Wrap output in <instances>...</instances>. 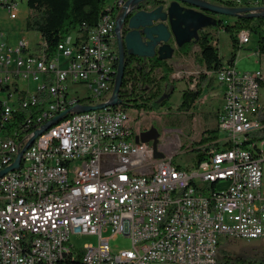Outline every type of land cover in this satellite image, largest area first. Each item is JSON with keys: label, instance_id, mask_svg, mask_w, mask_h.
Here are the masks:
<instances>
[{"label": "built area", "instance_id": "2783aa9c", "mask_svg": "<svg viewBox=\"0 0 264 264\" xmlns=\"http://www.w3.org/2000/svg\"><path fill=\"white\" fill-rule=\"evenodd\" d=\"M126 1L111 0L85 37L66 35L60 53L40 36L9 44L0 30V171L18 158L0 175V264H71V253L84 264H216L220 238L264 239L261 70L239 72L224 61L215 72L222 146L189 169L133 141L125 109L73 110L111 96L114 27ZM0 6L16 17L17 0ZM237 36L243 44L250 32ZM71 234L98 238L76 249ZM117 234L130 247L109 248Z\"/></svg>", "mask_w": 264, "mask_h": 264}, {"label": "trees", "instance_id": "16d2710c", "mask_svg": "<svg viewBox=\"0 0 264 264\" xmlns=\"http://www.w3.org/2000/svg\"><path fill=\"white\" fill-rule=\"evenodd\" d=\"M28 13L25 17V29L35 30L46 42L47 50L54 53L57 45L66 35L81 33L86 36L87 31L97 23L99 17L107 11V5L111 0H25ZM218 5L237 6L233 1L208 0ZM160 3L159 0H144L139 8L153 9ZM211 15V14H210ZM218 14H212L214 23L200 29L195 40L177 47L174 52L180 55L190 53L193 45L198 46L195 60L205 68L200 73V84L211 76L224 64V58L219 54L217 41L213 39L211 26L222 28L229 33L231 51L227 63L235 62L237 49L242 46L239 43L237 33L240 30H248L256 36V47L259 54H264V16L257 17H233L232 22L224 23ZM126 32H122L124 35ZM124 70L122 83L118 96L120 102L116 107L121 109L135 108L145 110L155 103L156 106H164L168 103L175 86L170 75L173 65L166 59H159L156 55L143 58L125 51L123 58ZM156 71H158L156 73ZM200 85L195 90H182V101L179 109L188 108L200 95ZM189 98V101H187ZM214 117H217L215 111ZM264 121V115L262 116ZM258 135L264 137V128ZM219 131L217 126L204 130L198 140L192 142L190 150L193 152L191 167H195L210 150H219L221 143L218 141ZM181 167L180 165H178ZM182 168V167H181ZM189 169V168H188ZM227 237L218 241L216 264H264V253L255 255H233L225 248ZM71 264H83L80 254L71 256Z\"/></svg>", "mask_w": 264, "mask_h": 264}, {"label": "rangeland", "instance_id": "374dc122", "mask_svg": "<svg viewBox=\"0 0 264 264\" xmlns=\"http://www.w3.org/2000/svg\"><path fill=\"white\" fill-rule=\"evenodd\" d=\"M240 1L246 2L247 0ZM16 7V17L11 19L6 8L0 6V30H2L9 44H15L22 37H26V39L34 43L39 40V34L35 30L25 29V17L28 13L26 1L17 0ZM218 17L223 19L224 23L233 21V16L219 15ZM209 29L213 32V39L217 41L219 54L225 61L231 51L229 33L222 28L217 29L214 26L209 27ZM197 52L198 46L193 45L190 53L183 55L187 56V60H185L183 65L173 67L170 79L173 80L175 89L166 105L156 106L155 103H151V106L145 110H137L135 108L125 109L129 118L128 124L135 134L133 141L147 143L153 150L155 158L172 155V162L185 169L191 168L193 161V152L190 150L191 143L198 140L204 130L216 126V117L213 115L221 104L222 95L221 85L217 82L215 76L206 78L200 84L199 75L202 73L201 69L204 67L195 60ZM175 55L180 54L174 52ZM169 63L171 62L169 61ZM234 65L239 72L262 71L263 82L259 88V101L262 104L261 113L263 116L264 54L257 52L256 36L253 33H250L249 41L243 43L237 49ZM193 77L196 78L193 79ZM199 85L201 87L199 97L188 108L179 109L178 105L182 101V90H195ZM69 89L71 92L76 90L78 95H84L86 92V89L78 84H71ZM187 101H189V98H187ZM220 135L222 136L223 134L220 133ZM262 182L264 190V172ZM110 235V228L103 229L102 236L107 237ZM97 238L96 234H71L69 242L76 249H81L85 244H95ZM109 246L113 249L128 248L130 247V240L122 234H117L116 236L110 237ZM225 248L233 255L264 253V239L256 238L246 240L227 238Z\"/></svg>", "mask_w": 264, "mask_h": 264}, {"label": "water", "instance_id": "95a60500", "mask_svg": "<svg viewBox=\"0 0 264 264\" xmlns=\"http://www.w3.org/2000/svg\"><path fill=\"white\" fill-rule=\"evenodd\" d=\"M142 1L144 0H127L116 18L118 60L109 100L96 105L79 104L73 110L86 111L107 105L114 106L120 102L118 93L122 83L125 51L143 58L156 55L159 59L168 60L177 47L195 40L200 29L214 23L212 15L206 12L233 17L264 16V5L258 4L224 6L208 0H159L160 3L156 7L147 10L138 7ZM124 22H126L128 30L124 35H121L120 29ZM63 114H59L51 122L46 123L43 129ZM40 131L37 130L34 133L23 149ZM17 163L18 158L12 165L0 171V175L7 169L15 167Z\"/></svg>", "mask_w": 264, "mask_h": 264}, {"label": "crops", "instance_id": "0c3cea01", "mask_svg": "<svg viewBox=\"0 0 264 264\" xmlns=\"http://www.w3.org/2000/svg\"><path fill=\"white\" fill-rule=\"evenodd\" d=\"M257 1L259 0H256V1H253V0H247L246 2H242L244 5H253L254 3H256ZM7 40V39H6ZM8 41V40H7ZM173 67H176V66H182L183 63L185 62V60H187V56H183V55H175L174 56V52H173V55L170 59H168ZM202 72L205 70L204 68L201 69ZM196 77H193V79H195Z\"/></svg>", "mask_w": 264, "mask_h": 264}, {"label": "bare ground", "instance_id": "6f19581e", "mask_svg": "<svg viewBox=\"0 0 264 264\" xmlns=\"http://www.w3.org/2000/svg\"><path fill=\"white\" fill-rule=\"evenodd\" d=\"M64 44H65V38L61 42L58 43L57 48H56L54 53H60L61 50H62V46H64ZM109 248H112V247L109 246ZM75 254H78V253H71V256H74ZM80 258H81V261L84 264V256H81V254H80ZM128 264H158V263L145 262V263H128Z\"/></svg>", "mask_w": 264, "mask_h": 264}, {"label": "flooded vegetation", "instance_id": "af4514ba", "mask_svg": "<svg viewBox=\"0 0 264 264\" xmlns=\"http://www.w3.org/2000/svg\"><path fill=\"white\" fill-rule=\"evenodd\" d=\"M206 13H207V14H211V13H209V12H206ZM211 15H212V14H211ZM115 28H116V24H115V27H114V35H115V42H116V29H115ZM127 30H128V29H127V27H126V22H124L123 25H122V27H121V29H120V33H121V35H123L122 32H124V31L127 32ZM116 43H117V42H116Z\"/></svg>", "mask_w": 264, "mask_h": 264}]
</instances>
